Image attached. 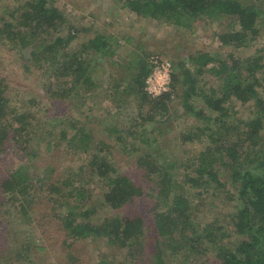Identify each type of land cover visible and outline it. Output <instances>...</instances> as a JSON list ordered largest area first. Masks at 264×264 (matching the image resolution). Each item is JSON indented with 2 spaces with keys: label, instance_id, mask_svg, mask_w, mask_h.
<instances>
[{
  "label": "trees",
  "instance_id": "16d2710c",
  "mask_svg": "<svg viewBox=\"0 0 264 264\" xmlns=\"http://www.w3.org/2000/svg\"><path fill=\"white\" fill-rule=\"evenodd\" d=\"M3 1L0 42L18 56L29 52L22 69L40 74L44 94L30 99L33 107L20 100L14 105L17 91L0 76V162L10 153L16 158V166L0 174V227H18L16 241L0 238V243L31 244L33 234L46 235V227L60 222L63 228L57 225V230L67 249L95 239L116 250L112 264H198L199 258H204L201 264H264V0H112L140 18L176 27L190 28L206 16L208 24L221 27L218 39L225 48L258 47L244 58L189 54L197 74L217 82L202 92L178 57L185 79L181 82L176 66L174 83L190 85L182 92V106L201 122L181 140L192 146L198 141L199 150L188 149L186 168L139 146L128 152L136 159L131 169L136 176L121 169L113 147L86 122L88 115L83 120L66 113L50 117L59 99L69 104L92 97L98 87L93 61L116 57L117 38L96 34L77 49L80 30L57 0ZM114 64L111 81L121 82L115 71L123 67ZM151 71L140 67L132 89L141 102L153 104L145 90ZM195 97L202 103L197 109L190 102ZM168 99L160 96L156 102L162 100L163 107L156 110L166 112ZM237 104L249 108L246 116L234 117ZM136 140L145 141L141 135ZM21 248L5 264H37L33 251ZM97 263L110 261L103 254Z\"/></svg>",
  "mask_w": 264,
  "mask_h": 264
},
{
  "label": "rangeland",
  "instance_id": "374dc122",
  "mask_svg": "<svg viewBox=\"0 0 264 264\" xmlns=\"http://www.w3.org/2000/svg\"><path fill=\"white\" fill-rule=\"evenodd\" d=\"M57 5L65 9L67 17L80 30V40L78 39L74 46L77 49L81 47L84 41L87 42L88 39L94 38L96 34L116 37L118 42L117 44L115 42V47L119 45L116 57L113 59L102 60V58H97L93 61L92 67L96 70L95 80L99 88L97 87L93 91L92 97L87 100L86 98H76L69 104L64 99H59L52 109L50 117L66 113L74 120H83L88 115L86 122L96 128V137L99 140L106 141L113 147L112 151L115 154L113 158L115 161L117 160L124 171L135 169L136 159L134 156H130L128 152L130 150L136 151L142 145L150 150L153 157L157 151L167 155L171 166L176 163L179 165L185 163V166H189L186 152L188 149H191L193 153L198 151L200 143L197 141L196 145L192 146L191 143H183L181 139L189 130L195 126H200L201 122L195 116L192 117L187 114L182 106V92L190 85L180 82L174 83L173 72H175L174 67L176 66L181 82L182 79H185L181 75L183 67L178 66L180 61L178 57H182L183 65L185 64V67L196 75L195 81L198 84V87L195 86L196 91L202 92L209 90L217 82L211 79L209 75H198L196 66L191 63L188 57L189 54L206 51L211 52L213 56L218 54L224 59L229 54L244 58L252 56L258 47L254 45L247 50L225 48L218 39L219 33L222 32L221 27L208 24V17L206 16L197 18L188 28L176 27L161 20L140 18L129 9L123 8L121 3L112 0H57ZM4 6V1L1 0L0 12L4 10ZM222 24L223 27H226L228 22L224 21ZM28 54V51H24L18 56L17 52L11 51L9 46L0 42V59H2L0 61V76L7 77L17 91L12 103L16 105L20 100L26 102L28 107H33L30 99L41 100L40 96L44 93L40 89V85H42L40 74L33 72V75H29L25 69H22V64L28 58ZM114 63L121 64L123 68L120 69ZM112 64L117 67V70H120V73L115 71V74L117 79H122L121 82L111 81V78H115ZM140 67L152 68L150 75L154 69L159 67L157 73L154 72L156 74V78L153 79L155 82L162 76L164 67L170 68H168L171 78L170 91L163 94L170 95V99L165 101L167 113L156 110L163 107L162 100L156 102L160 96H158L159 98L152 97L148 93L149 100L153 101V104L148 101L141 102L138 92L135 90L137 89L136 84L133 81L134 76L139 73ZM175 84L176 88L173 87ZM130 87L131 89H129ZM134 87L135 89H132ZM145 90L147 91L146 85ZM196 100L198 99H190V102L197 109L202 106V103ZM21 103L23 104V102ZM42 104L45 106L44 99ZM248 110L247 106L243 107L237 104L234 117L237 115L246 116ZM41 118L40 115L39 119L41 120ZM46 120L48 119L43 118V122ZM48 130L50 131V129ZM132 130L136 131L134 137L130 135ZM119 133L124 138L122 141L116 139L117 136L120 137ZM140 135L145 140L143 144L141 143L142 140H136ZM147 140L149 141L146 142ZM62 150H65L64 147ZM173 155L178 161L173 159ZM15 166L16 158L13 153H10L0 162V174L5 175L7 170ZM179 170L180 174H185L186 170ZM131 172L132 176H136V172ZM188 174L191 175L192 173L188 172ZM226 198L231 199L229 195ZM216 202L220 201L216 200ZM206 203L208 202L206 201ZM54 223L53 226L50 225L49 229L48 227L45 228L48 230L46 235L43 233L40 235L39 232L33 234V239L30 238L31 244L25 242L16 244L15 241L18 236L14 237L13 233L14 231L17 232L15 229L18 227H12L10 224L2 225L0 238L3 241L15 238V241L13 244H9V242L3 244V241L0 243V263H8L12 253L16 251V247H22L23 253L28 248L33 251L32 258L36 260L37 264H98V259L103 254L108 256L109 264H112L114 256H116L115 249L106 247L105 243L95 239L77 241L73 247L67 249L65 244H62L63 238L57 230V225L60 228L63 226L60 222ZM19 229L20 232H24L22 227ZM27 236L32 237L31 235ZM42 249L46 250L40 253ZM171 257L173 256L169 255V259ZM173 258L174 261L181 262L177 257ZM193 259L194 256L191 257V261ZM116 261L118 262V260ZM197 261H199L198 264H201L204 258H199ZM170 264H172L171 261Z\"/></svg>",
  "mask_w": 264,
  "mask_h": 264
},
{
  "label": "built area",
  "instance_id": "2783aa9c",
  "mask_svg": "<svg viewBox=\"0 0 264 264\" xmlns=\"http://www.w3.org/2000/svg\"><path fill=\"white\" fill-rule=\"evenodd\" d=\"M168 68L165 67L163 68L164 72L162 76L159 77L160 80L158 79L157 82H155L153 79L156 78V74H154V72L157 73L159 67L154 69V72L148 78L146 82V89L149 95H151L152 97H158L170 91L171 78H170V70L168 71Z\"/></svg>",
  "mask_w": 264,
  "mask_h": 264
}]
</instances>
